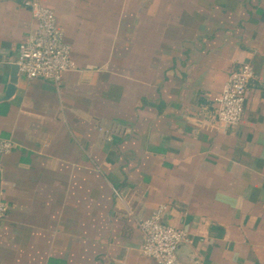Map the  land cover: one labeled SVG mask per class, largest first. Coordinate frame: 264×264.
I'll return each instance as SVG.
<instances>
[{
  "label": "crops",
  "instance_id": "crops-1",
  "mask_svg": "<svg viewBox=\"0 0 264 264\" xmlns=\"http://www.w3.org/2000/svg\"><path fill=\"white\" fill-rule=\"evenodd\" d=\"M41 2L76 69L5 99L36 22L0 0V264H156L138 223L158 209L181 264H264V0ZM244 64L224 126L213 98Z\"/></svg>",
  "mask_w": 264,
  "mask_h": 264
},
{
  "label": "built area",
  "instance_id": "built-area-1",
  "mask_svg": "<svg viewBox=\"0 0 264 264\" xmlns=\"http://www.w3.org/2000/svg\"><path fill=\"white\" fill-rule=\"evenodd\" d=\"M31 12L36 28L17 49L15 65L18 74L28 80L43 79L58 84L62 76L76 69L71 48L65 42L58 27L57 18L41 0H23ZM255 78L250 64H244L232 73L221 93L213 98L217 121L224 126L240 123L247 101L248 86ZM108 133L107 130L101 129ZM12 144L0 140V154L11 151ZM119 197L118 194H116ZM8 206L0 200V225L8 213ZM162 210L158 209L149 218L138 223L143 235L141 252L156 264H181L177 256L178 246L189 242L188 234L169 227L161 221Z\"/></svg>",
  "mask_w": 264,
  "mask_h": 264
},
{
  "label": "water",
  "instance_id": "water-1",
  "mask_svg": "<svg viewBox=\"0 0 264 264\" xmlns=\"http://www.w3.org/2000/svg\"><path fill=\"white\" fill-rule=\"evenodd\" d=\"M17 77H18V68H17L16 65H13L11 78H10V83H9V85L7 87V91H6V94H5V99L9 98L14 93L15 86H16V83H17ZM182 245H184V244L179 245L178 249H177L178 258H179V250H180ZM179 261H180V259H179Z\"/></svg>",
  "mask_w": 264,
  "mask_h": 264
}]
</instances>
